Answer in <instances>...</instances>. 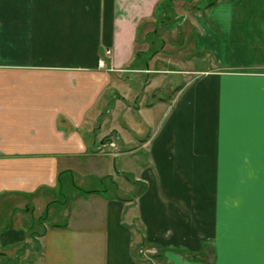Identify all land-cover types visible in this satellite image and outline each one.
Segmentation results:
<instances>
[{
    "label": "crops",
    "instance_id": "0c3cea01",
    "mask_svg": "<svg viewBox=\"0 0 264 264\" xmlns=\"http://www.w3.org/2000/svg\"><path fill=\"white\" fill-rule=\"evenodd\" d=\"M162 1L0 0V264H264V0Z\"/></svg>",
    "mask_w": 264,
    "mask_h": 264
},
{
    "label": "rangeland",
    "instance_id": "374dc122",
    "mask_svg": "<svg viewBox=\"0 0 264 264\" xmlns=\"http://www.w3.org/2000/svg\"><path fill=\"white\" fill-rule=\"evenodd\" d=\"M206 2V1H205ZM203 3L204 2H201L200 3V6H203ZM171 6L173 7L174 5H173V1H171ZM171 7V8H172ZM171 8H168L167 10H166V12H165V18L166 19H164L163 18V21L164 22H167V20H169L170 19V15L169 14H172L171 12H172V10H171ZM194 7H191V8H189L188 10H185L186 9V7L184 8H179V11H184L185 10V12L186 11H188V12H191L192 10L194 11V9H193ZM182 9H184V10H182ZM163 9H161V11H162ZM192 11V12H193ZM187 22H189V21H187ZM191 26V25H190ZM184 27H186V29H187V26H185L184 25ZM164 33V29H163V31H162V34ZM170 33V32H169ZM169 40V39H168ZM168 53L169 52H166V55H168ZM168 76V78L169 79H167V80H172V81H174V82H176V83H178V84H176V85H182L183 84V78H181L180 76H178V75H175V74H173V75H167ZM172 95V94H171ZM109 140H111V138H109ZM119 162V160L116 162V163H118ZM118 165V164H117ZM87 186H93V187H97V188H99V187H101L102 186V184H100V183H98V181H89L87 184H86ZM130 185V184H129ZM106 186H108V187H112V186H114L113 184H111L110 182H107V184H106ZM116 187V186H115ZM135 188H136V186H135ZM118 191H119V194H124V189L123 188H120V189H118ZM154 246H148V245H144V246H141L139 249H138V254L141 256V258L145 261V263L146 264H160V260H158V258H155V256H156V254L158 253L157 251L155 252V253H152V252H149V253H144V250H146V249H148V248H151V249H155V248H153ZM148 254H150V256H152V258H149V255Z\"/></svg>",
    "mask_w": 264,
    "mask_h": 264
},
{
    "label": "built area",
    "instance_id": "2783aa9c",
    "mask_svg": "<svg viewBox=\"0 0 264 264\" xmlns=\"http://www.w3.org/2000/svg\"><path fill=\"white\" fill-rule=\"evenodd\" d=\"M107 53H110V50H107ZM100 64L103 65L104 62L101 60L100 61ZM105 147H111L112 149H114L115 152L118 151V143L115 141V140H109L105 143H102V145L100 146V148H105ZM155 248V247H153ZM157 251V248L155 249H151V248H148L146 250H144V253H149V252H152V253H155ZM149 255V258H152V256Z\"/></svg>",
    "mask_w": 264,
    "mask_h": 264
},
{
    "label": "trees",
    "instance_id": "16d2710c",
    "mask_svg": "<svg viewBox=\"0 0 264 264\" xmlns=\"http://www.w3.org/2000/svg\"><path fill=\"white\" fill-rule=\"evenodd\" d=\"M171 1L172 0H163L162 2H161V4L159 5V8H161V9H163L164 11L165 10H167L168 8H171L172 6H171ZM157 254H156V256H155V258H158V256H159V248H157Z\"/></svg>",
    "mask_w": 264,
    "mask_h": 264
}]
</instances>
